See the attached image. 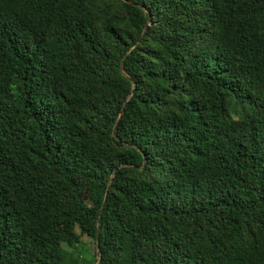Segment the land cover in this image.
I'll list each match as a JSON object with an SVG mask.
<instances>
[{"label": "trees", "instance_id": "16d2710c", "mask_svg": "<svg viewBox=\"0 0 264 264\" xmlns=\"http://www.w3.org/2000/svg\"><path fill=\"white\" fill-rule=\"evenodd\" d=\"M264 264V0H0V264Z\"/></svg>", "mask_w": 264, "mask_h": 264}, {"label": "rangeland", "instance_id": "374dc122", "mask_svg": "<svg viewBox=\"0 0 264 264\" xmlns=\"http://www.w3.org/2000/svg\"><path fill=\"white\" fill-rule=\"evenodd\" d=\"M71 253L74 252L75 257L79 260L80 264H92L93 257L96 253V246L93 240L88 237L81 239V242L75 250L65 246Z\"/></svg>", "mask_w": 264, "mask_h": 264}]
</instances>
